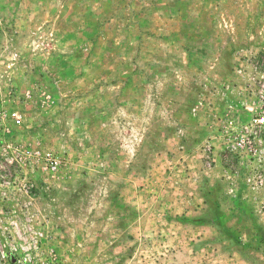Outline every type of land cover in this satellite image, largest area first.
<instances>
[{"label":"rangeland","instance_id":"rangeland-1","mask_svg":"<svg viewBox=\"0 0 264 264\" xmlns=\"http://www.w3.org/2000/svg\"><path fill=\"white\" fill-rule=\"evenodd\" d=\"M264 0H0V258L264 264Z\"/></svg>","mask_w":264,"mask_h":264},{"label":"built area","instance_id":"built-area-1","mask_svg":"<svg viewBox=\"0 0 264 264\" xmlns=\"http://www.w3.org/2000/svg\"><path fill=\"white\" fill-rule=\"evenodd\" d=\"M255 122L259 126L263 125L264 116L256 119ZM17 246L13 247L9 253H2L0 264H64L54 250L43 253L38 252L37 247Z\"/></svg>","mask_w":264,"mask_h":264}]
</instances>
